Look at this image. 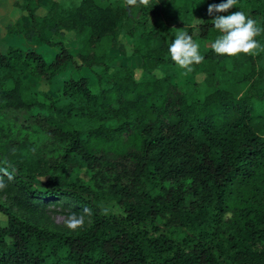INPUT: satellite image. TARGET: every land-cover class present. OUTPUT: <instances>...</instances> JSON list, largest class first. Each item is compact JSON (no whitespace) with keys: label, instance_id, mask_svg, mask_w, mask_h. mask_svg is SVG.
I'll list each match as a JSON object with an SVG mask.
<instances>
[{"label":"trees","instance_id":"obj_1","mask_svg":"<svg viewBox=\"0 0 264 264\" xmlns=\"http://www.w3.org/2000/svg\"><path fill=\"white\" fill-rule=\"evenodd\" d=\"M221 2L14 0L28 24L8 23L0 50V166L16 168L0 173V264H264L260 55L199 49L174 81L168 51L179 31L215 41L214 16L231 11L264 29V0L210 16ZM115 44L130 48L110 72ZM42 46L58 49L46 61ZM59 201L92 209L83 228L47 224Z\"/></svg>","mask_w":264,"mask_h":264},{"label":"clouds","instance_id":"obj_2","mask_svg":"<svg viewBox=\"0 0 264 264\" xmlns=\"http://www.w3.org/2000/svg\"><path fill=\"white\" fill-rule=\"evenodd\" d=\"M150 0H126L128 6L143 5L148 6ZM237 4V0H223L221 3H213L208 6V14L213 16L215 13H224ZM214 27L219 30V35L214 43L212 49L218 55L236 56L241 53L244 54H258L259 51H264L262 46L255 37L264 31L257 27L256 21L243 11H235L230 15H215L213 19ZM200 45L193 39L187 31H179L176 33L174 41L169 46V54L171 59L182 69L191 72L192 65L199 64L204 57L199 51ZM0 166V173L7 176L8 180H13L16 174L15 166L8 161H3ZM11 169V170H9ZM7 187L2 176H0V190ZM83 212L91 215V208H84ZM66 226L71 230H77L84 227V215H78L72 212L65 221Z\"/></svg>","mask_w":264,"mask_h":264},{"label":"rangeland","instance_id":"obj_3","mask_svg":"<svg viewBox=\"0 0 264 264\" xmlns=\"http://www.w3.org/2000/svg\"><path fill=\"white\" fill-rule=\"evenodd\" d=\"M11 1L12 0H0V50L1 51L6 50L7 45L10 41L9 36L6 33V25L8 23L14 22L17 18H20L25 25L28 24L27 17L22 15L21 11L18 8L16 9L12 5ZM58 1H60V0H58ZM62 1L64 2L65 0H62ZM39 11H42V8ZM232 12H235V11L229 12V15ZM170 13H173V12L170 11ZM253 19L256 21V24H259L261 22L260 16H254ZM199 20H200V18L196 17L195 21H199ZM68 36H71V34H68ZM53 38L59 39L57 36H54ZM194 40L199 43V45H200L199 49H201L203 51H206L209 48H211L212 44L214 43L213 40L207 39L204 37H196ZM64 42L69 43V41L67 39H64ZM258 42L262 46H264V36H260ZM28 44L31 46H33V45L38 46L39 41H37V40L32 41L33 45L26 41V45H28ZM72 46H73V44H71L69 47L72 49ZM123 46L124 45L115 44V45L110 47V50L106 55L110 72L115 71L117 66L125 63V55H124L125 50L124 49H126V51H127V49L129 50L130 45H126L125 48ZM57 49H58L57 46H45V47L42 46L41 50H43V52L45 54V60L46 61L50 60L53 57V52L56 51ZM258 54L260 55V63L264 67V51L258 50ZM176 67H177V72H176L177 76L173 80L174 81H180V80L186 78L188 74H185L186 73L185 69L180 68L178 65ZM132 72H133V75L136 79H140L147 74L141 68L140 63H136V62H134L132 65ZM154 72L157 75L162 74V72L160 70H154ZM203 78H204L203 72H199L194 76V79L202 87L204 85ZM33 82H34V80H33ZM48 87L49 86L47 83L46 84L41 83V85H39V88L44 90V91L46 89H48ZM75 174L84 175L83 171H81V170L75 171L73 176ZM0 198L6 199L5 195H3V194H0ZM72 212H74V211H70L68 207L62 206L61 201H59L56 204L51 203V204H49L48 208H46V214H47L46 222L51 227H67L65 224V221ZM76 213L78 215H84L85 223L88 222V220H89L88 216H86L84 213H81V212H76ZM0 218L3 220V218L1 216H0Z\"/></svg>","mask_w":264,"mask_h":264},{"label":"crops","instance_id":"obj_4","mask_svg":"<svg viewBox=\"0 0 264 264\" xmlns=\"http://www.w3.org/2000/svg\"><path fill=\"white\" fill-rule=\"evenodd\" d=\"M13 2H14V0H12V1H11L12 5H13V6H14V7L17 9V7L14 5V3H13Z\"/></svg>","mask_w":264,"mask_h":264}]
</instances>
